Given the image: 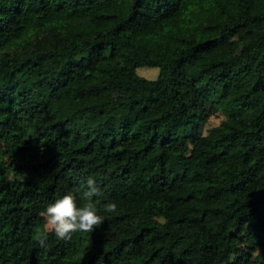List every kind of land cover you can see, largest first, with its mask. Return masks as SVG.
Returning <instances> with one entry per match:
<instances>
[{
    "label": "trees",
    "instance_id": "obj_1",
    "mask_svg": "<svg viewBox=\"0 0 264 264\" xmlns=\"http://www.w3.org/2000/svg\"><path fill=\"white\" fill-rule=\"evenodd\" d=\"M0 264H264V0H0Z\"/></svg>",
    "mask_w": 264,
    "mask_h": 264
},
{
    "label": "clouds",
    "instance_id": "obj_2",
    "mask_svg": "<svg viewBox=\"0 0 264 264\" xmlns=\"http://www.w3.org/2000/svg\"><path fill=\"white\" fill-rule=\"evenodd\" d=\"M100 186L89 178L86 185L78 192H68L61 198L47 206L42 214L46 220L47 231L39 236V243L43 247L48 238V233H54L61 240H70L76 232H93L95 228L104 223L103 216L98 214L96 197L102 196ZM78 201L83 204L78 206ZM103 210L108 213L117 211L115 202L104 204Z\"/></svg>",
    "mask_w": 264,
    "mask_h": 264
},
{
    "label": "rangeland",
    "instance_id": "obj_3",
    "mask_svg": "<svg viewBox=\"0 0 264 264\" xmlns=\"http://www.w3.org/2000/svg\"><path fill=\"white\" fill-rule=\"evenodd\" d=\"M137 72L139 75L148 78V79H156L158 78L159 74H160V68L157 66H140L137 68ZM168 94H160L158 95V98L160 100H165L167 99ZM221 116H214L210 119V121L207 123L206 125V129L213 126V125H217L220 123L221 120Z\"/></svg>",
    "mask_w": 264,
    "mask_h": 264
}]
</instances>
